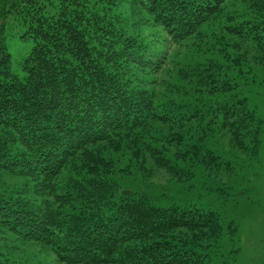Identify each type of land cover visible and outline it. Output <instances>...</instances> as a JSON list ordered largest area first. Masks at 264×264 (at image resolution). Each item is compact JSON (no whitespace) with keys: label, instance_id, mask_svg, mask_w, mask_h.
<instances>
[{"label":"trees","instance_id":"obj_1","mask_svg":"<svg viewBox=\"0 0 264 264\" xmlns=\"http://www.w3.org/2000/svg\"><path fill=\"white\" fill-rule=\"evenodd\" d=\"M127 2L151 41L111 16ZM0 14L34 40L21 79L0 24V172L32 184L0 187V264H27L2 251L18 240L63 264H213L216 213L157 206L115 175L219 168L209 128L260 142L261 119L229 70L245 63L239 46L264 65V0H0ZM207 52L228 66L193 62Z\"/></svg>","mask_w":264,"mask_h":264},{"label":"rangeland","instance_id":"obj_2","mask_svg":"<svg viewBox=\"0 0 264 264\" xmlns=\"http://www.w3.org/2000/svg\"><path fill=\"white\" fill-rule=\"evenodd\" d=\"M133 8V4L127 2L123 8L110 14L112 17L120 15L124 18L130 32L136 34L142 24L135 25L139 15L135 16L137 9L134 14ZM2 22L6 24L12 72L23 79L26 72L22 68V61L33 47L34 40L21 37L25 27L14 16L8 15L5 18L0 14V24ZM140 29H147L141 36L145 37L146 42L151 41L153 36H148V25L144 24ZM246 47L239 46L240 49L234 51L242 55L241 60L245 63L235 66L240 72L234 68L229 70V76L238 83L235 90L248 99L250 108L256 110L261 119L260 142L251 140V136L244 132V141L239 143L229 128L218 131L209 128L208 134H203L202 138L208 149L222 157L219 168L197 165L193 169L196 175L186 179L177 178L172 172L158 169L152 164L148 166L147 163L144 169L136 166L131 175H115L122 189L145 194L157 206L167 208L176 204L216 213L222 224V234L210 250L213 264H264V65L258 60L257 52L247 50ZM210 60L219 61L225 66L229 64L221 53L210 52L196 57L193 62L207 63ZM199 133L192 132L187 136L199 138ZM167 147L172 150L177 146L169 143ZM127 159L123 156L117 166L124 167ZM31 185L26 176L0 172L2 188L11 190ZM7 247L2 251L20 262L63 264L51 251L40 245L23 244L18 240Z\"/></svg>","mask_w":264,"mask_h":264}]
</instances>
